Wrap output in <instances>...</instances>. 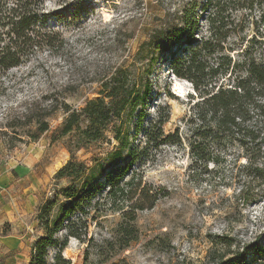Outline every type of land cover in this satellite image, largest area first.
Here are the masks:
<instances>
[{"label":"rangeland","instance_id":"rangeland-1","mask_svg":"<svg viewBox=\"0 0 264 264\" xmlns=\"http://www.w3.org/2000/svg\"><path fill=\"white\" fill-rule=\"evenodd\" d=\"M205 1L33 0L55 34L52 47L36 50L0 79V236L12 225H17L12 233L21 236L10 252L0 248V264H29L32 245L43 235L36 208L69 184L54 177L71 153L85 163L86 176L95 183L103 182L111 167L125 165L129 149L142 153L126 180L134 177L165 196L137 212V239L120 250L107 244L120 216L109 209L104 188L91 203L99 200L100 205L86 207L87 234L81 240L69 237L61 252L69 264H216L237 253L246 255V264H264V117L242 115L235 127L218 133L199 91L171 68L172 57L185 61L190 48L177 42L162 51L150 44L154 34L183 27L179 15L189 3L201 7ZM197 14L200 41L209 31L206 12L199 8ZM227 27L199 54L209 67L220 66L209 82L212 90L232 85L233 64L242 61L246 40L254 34L252 28L240 31L238 25L233 34ZM116 68L125 69L137 87L149 89L144 106L109 124L102 140L73 151L72 135L58 134L64 104L80 109L99 98L100 84ZM28 109L33 122L44 115L48 123L36 141L27 136L35 128L18 120ZM140 109L144 119L135 133ZM166 116L164 134L178 141L148 143L147 129ZM118 129L121 140L115 139ZM65 235L62 230L56 237L62 242ZM56 252L48 247L47 264H54Z\"/></svg>","mask_w":264,"mask_h":264},{"label":"trees","instance_id":"trees-1","mask_svg":"<svg viewBox=\"0 0 264 264\" xmlns=\"http://www.w3.org/2000/svg\"><path fill=\"white\" fill-rule=\"evenodd\" d=\"M33 3V0H16L10 5L7 0H0V79L10 70L26 63L36 50L52 47L55 33L47 30L46 14L39 13ZM188 5L179 15L183 27L154 34L150 44L155 45V50L162 51H167L177 42L190 48L191 55L187 60L172 57L171 68L174 75L189 80L199 91L201 103L208 108L218 133L235 127L236 119L242 115L264 117V0H206L201 7L195 2ZM199 8L200 12H206L209 31L208 37L200 41L195 37ZM228 25L231 27H227L226 32L234 34L239 25L240 31L252 28L254 34L246 40L247 47L241 52L242 61L233 64L229 77L235 71L237 75L232 79V85H219L217 90H212L215 85L210 89L208 85L218 75L220 66L209 67L199 54L215 45ZM148 92L147 87L141 89L131 83L125 69L116 68L100 84L99 98L86 101L80 109H71L64 104L66 116L59 129V137L72 135L74 139L70 148L73 151L83 149L84 144L102 140L109 124L120 120L125 113L132 114L144 106ZM31 110L22 113L18 120L26 119L25 127L35 128L31 133L28 131L27 136L36 141L49 127L44 115L33 122L35 115ZM141 110L138 111L135 133L140 131L143 123ZM168 119L167 116L159 117L150 125L145 133L148 143L178 141L164 134ZM114 134L116 140H121V130L114 131ZM141 153L129 149V161L125 165L111 167L103 175V182L95 183L87 178L85 163L77 161L71 153L69 160L54 177L57 180L67 178L69 184L58 189L52 199H44L36 208L35 219L43 228V235L32 245L29 264H47V249L52 246L57 248L54 264H69L61 252L67 246L69 237L81 240L87 234V223L83 221L88 214L86 207L92 205L95 196L104 188L105 199L110 200L109 209L118 211L120 216L107 244L117 245L122 250L135 241L138 236L134 225L137 212L151 209L159 195L165 196L159 193L161 189L142 185L140 180L134 181V177L126 180L129 173H134L131 167ZM99 205L97 200L91 207ZM55 208L57 212L52 218ZM76 212L79 215L71 219ZM62 230L66 231V235L60 242L56 235ZM246 258L245 254L237 253L216 264H246Z\"/></svg>","mask_w":264,"mask_h":264},{"label":"crops","instance_id":"crops-1","mask_svg":"<svg viewBox=\"0 0 264 264\" xmlns=\"http://www.w3.org/2000/svg\"><path fill=\"white\" fill-rule=\"evenodd\" d=\"M12 226L13 227L9 234L0 236V248H2V250L6 252H10L11 250H13L16 245L20 242L21 236L12 233L17 230V225Z\"/></svg>","mask_w":264,"mask_h":264},{"label":"bare ground","instance_id":"bare-ground-1","mask_svg":"<svg viewBox=\"0 0 264 264\" xmlns=\"http://www.w3.org/2000/svg\"><path fill=\"white\" fill-rule=\"evenodd\" d=\"M173 90H174L176 93H178V86H177V84L174 85ZM180 92H181V91H180Z\"/></svg>","mask_w":264,"mask_h":264}]
</instances>
